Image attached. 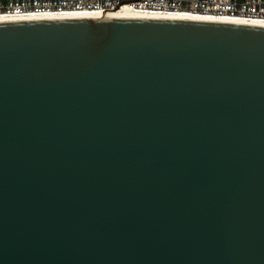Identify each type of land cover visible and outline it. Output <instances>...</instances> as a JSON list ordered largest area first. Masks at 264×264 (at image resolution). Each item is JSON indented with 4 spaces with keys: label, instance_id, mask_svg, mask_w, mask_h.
I'll use <instances>...</instances> for the list:
<instances>
[{
    "label": "water",
    "instance_id": "1",
    "mask_svg": "<svg viewBox=\"0 0 264 264\" xmlns=\"http://www.w3.org/2000/svg\"><path fill=\"white\" fill-rule=\"evenodd\" d=\"M0 264H264V28L0 23Z\"/></svg>",
    "mask_w": 264,
    "mask_h": 264
},
{
    "label": "built area",
    "instance_id": "2",
    "mask_svg": "<svg viewBox=\"0 0 264 264\" xmlns=\"http://www.w3.org/2000/svg\"><path fill=\"white\" fill-rule=\"evenodd\" d=\"M147 12L198 13L215 17L263 19L264 0H0V15L110 11L121 4Z\"/></svg>",
    "mask_w": 264,
    "mask_h": 264
},
{
    "label": "bare ground",
    "instance_id": "3",
    "mask_svg": "<svg viewBox=\"0 0 264 264\" xmlns=\"http://www.w3.org/2000/svg\"><path fill=\"white\" fill-rule=\"evenodd\" d=\"M100 19H150V20H180V21H199L225 23L244 26H253L264 28L263 19H242L215 17L198 13H165V12H147L132 9L127 4H121L110 11H71L55 14H26V15H0V23L22 22V21H43V20H100Z\"/></svg>",
    "mask_w": 264,
    "mask_h": 264
}]
</instances>
